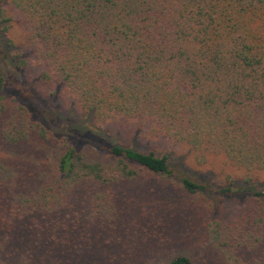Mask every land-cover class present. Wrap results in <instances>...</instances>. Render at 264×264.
Instances as JSON below:
<instances>
[{"label": "trees", "instance_id": "1", "mask_svg": "<svg viewBox=\"0 0 264 264\" xmlns=\"http://www.w3.org/2000/svg\"><path fill=\"white\" fill-rule=\"evenodd\" d=\"M0 25L109 143L56 133L0 68V264H264V0H0Z\"/></svg>", "mask_w": 264, "mask_h": 264}, {"label": "rangeland", "instance_id": "2", "mask_svg": "<svg viewBox=\"0 0 264 264\" xmlns=\"http://www.w3.org/2000/svg\"><path fill=\"white\" fill-rule=\"evenodd\" d=\"M8 36L3 26L0 25V68L7 79L5 96L26 103L43 118L51 129L60 135H67L78 146L108 145L109 143L103 140L105 133L95 129L87 114L80 112L66 99L54 93L51 87L38 82L31 72L18 70L15 67L11 59L12 48L8 44ZM86 125L88 128L84 129ZM175 160L178 162L177 173H182L208 185L209 190L201 194L207 200L219 204L226 198H234L224 196L219 192L224 186V174L195 167L184 154H177ZM255 181L264 182V174ZM242 184L241 180L236 181V186Z\"/></svg>", "mask_w": 264, "mask_h": 264}]
</instances>
